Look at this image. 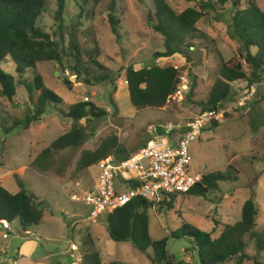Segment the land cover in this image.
I'll return each instance as SVG.
<instances>
[{"label":"rangeland","instance_id":"1","mask_svg":"<svg viewBox=\"0 0 264 264\" xmlns=\"http://www.w3.org/2000/svg\"><path fill=\"white\" fill-rule=\"evenodd\" d=\"M166 1L176 11L187 5H194L193 1L188 0ZM255 2L264 11V0ZM225 5L226 10L206 11L195 21V26L207 36L192 38L194 47L186 50L187 58L176 59L153 56L154 51L162 49V38L147 24L146 13L151 10L149 0H116L113 13L118 24L115 32L109 27L105 2L100 3L93 15H90L85 8L81 9L72 0H66L62 12L64 25L60 28L61 44L65 49L68 32H73L81 59L94 68L95 72H104L105 68L109 74L105 80L91 79L90 83L89 77H84L82 73L75 75L69 66V56L62 61V68L56 61L47 60L36 63L35 69L26 68L21 74H16L10 63L0 61V67L14 75L15 83V92L10 101L0 93V186L14 193L21 182L24 188L32 191L41 201L44 215L56 217L55 220L60 225V229L51 228L50 222L44 217L46 219L42 223L38 222L37 227L29 225L24 231H17V223L12 220L5 238L1 236L4 229L0 227V264L5 256L10 259L15 256L19 236L14 235L18 232L31 239L36 237L39 252L62 248L66 250L61 254L64 264H79L75 258L77 255L81 256L78 242L84 231L90 232L94 245L105 260H115V264H152L149 257L128 240L113 241L107 236L102 223L103 213L95 221L88 220L87 206L81 201L69 200L66 195L70 191H78L74 186L75 181H79L81 188L94 184L97 166L91 164L87 168L77 169L76 161L82 150L94 148L107 135L115 133L124 150L130 151L137 146L139 140L144 141L154 135L148 129L149 125L158 134L167 125L172 131L175 128L179 133L184 130V122L200 110L199 102L206 100L208 85L216 74L219 55L223 59L234 56L235 42L226 34L231 10L228 4ZM54 11V0H45L43 10L36 19V23L51 35H56L57 30ZM94 47L97 49L95 58L103 68L86 61L93 54ZM153 61L179 67V73L187 80V88L179 96H170L165 106L163 105L164 109L146 107L136 110L133 117H128L127 107H132L127 96L126 102L121 96L114 98L115 89L112 90L111 85L121 81L126 65L136 67ZM35 71L41 76L43 84L61 97L62 102L56 107L45 105L39 118L28 121L24 127V118L31 113L29 106L36 94L35 90L30 89L28 95L27 90ZM64 77L70 81V88L62 81ZM85 78L89 81H85ZM237 89L239 92L244 90L241 86ZM238 91L234 90L232 95ZM262 93L264 92L257 87L251 100L229 111L231 115L217 121V124L203 126L199 136L189 142L187 171L200 174L220 171L227 172L230 177L216 180L214 188L201 193L189 189L186 192L167 194L165 199L170 201V206L161 203L158 211L148 207L146 213L150 237L167 235L170 230L179 226L181 220L201 230L212 227V218L233 222L239 218L240 205L247 197L253 199L257 208L253 230H261L264 225ZM109 94L113 98L115 109L107 101ZM83 95L87 100L103 107L107 114L87 123V137L81 144L59 149L52 154L47 166L38 167L33 162L35 154L69 126L70 119L61 114V110L64 112L67 103L80 100ZM79 122L83 123V119H79ZM232 174L235 175L234 178ZM157 206L158 203L155 207ZM63 211L74 216H64ZM217 231L216 227L212 235ZM42 232L58 235L59 240H45L37 235ZM69 241L77 244L76 251L68 249ZM189 244V240L183 236L167 237L166 251L173 261L171 264H199L196 251L187 249ZM146 251L149 253L150 248ZM243 251L253 254L251 240L246 238ZM223 264L235 263L229 261ZM240 264H251V260L243 258Z\"/></svg>","mask_w":264,"mask_h":264},{"label":"trees","instance_id":"2","mask_svg":"<svg viewBox=\"0 0 264 264\" xmlns=\"http://www.w3.org/2000/svg\"><path fill=\"white\" fill-rule=\"evenodd\" d=\"M72 1L79 8H85L84 10H87L90 15H93L100 3L105 2L109 27L112 32H115L118 24L113 13L116 0ZM188 1H193L194 5H187L176 11L166 0H149L151 10L146 13V21L162 38V49L153 52L154 58L185 59L187 58L186 50L194 47L191 39L207 36L195 26V21L206 11L226 10L224 5L228 4L231 13L226 34L235 42L234 56L223 59L219 55L216 74L208 85L206 100L199 102L200 110L214 107L229 97L234 98L236 94L232 95L234 90L231 87L233 81H243L244 89L254 82L264 81V11L258 7L255 0ZM54 2L57 30L56 35H51L36 23L45 0H0V61H12L14 72L21 74L26 68L35 69L36 63L47 60L56 61L62 68V61L69 56L71 58L69 66L75 75L82 73L84 77H89L90 83L91 79L105 80L109 74L95 58L96 47L93 48V54L89 53L91 56L86 61L103 68L104 72H95L94 68L81 59L79 45L73 32H68L67 47L64 49L62 46L60 28L64 25L62 12L66 0H54ZM179 74V67L170 63L159 64L153 61L136 67L131 64L126 65L122 76L132 108L138 110L146 107H162L175 91ZM110 80L111 78L108 81ZM62 81L68 88L71 87L67 78L64 77ZM115 87L116 85L112 83V90ZM30 89L35 90L36 94L29 106L31 113L26 114L24 118V127L27 126L28 121L39 118L45 105L56 107L62 102L59 95L43 84L41 76L36 71L33 73L31 84L27 86L28 95ZM14 92V75L0 67V93L10 101ZM107 101L112 109H115V103L110 94L107 96ZM61 114L69 117V126L35 154L33 162L40 168L47 166L52 154L59 149L81 144L87 137V123L106 115L107 111L92 100L80 99L67 103L66 110L64 112L61 110ZM230 115L229 111L225 112L223 119ZM81 118L83 123L79 122ZM209 124L215 125L217 122L212 121ZM145 141L139 142L134 149L128 151L124 150L115 133L109 134L94 148L81 151L76 161V168H87L107 154H111L118 160ZM234 171L236 174L235 169ZM234 174H232L233 178ZM228 176L227 172L220 171L204 173L201 174L200 180L193 183L189 189H195L201 193L214 188L216 180ZM20 183L18 190L14 193L0 186V220L9 222L16 219L20 228L25 229L26 226L38 223L43 209L37 196ZM161 203L170 206V201L163 198L157 208L154 206L153 209L158 211ZM148 207H151V202L142 198H133L103 213L102 223L107 236L113 241L128 240L134 247L144 252L152 264L173 262L166 251L168 236L186 237L190 242L187 249L196 251L199 264H223L229 261L240 264L243 258H249L251 264H264V225L258 232L253 230L257 208L251 197L242 201L239 218L233 222H222L212 218V227L209 230H201L181 220L178 227L159 238H152L148 233L146 213ZM216 227L218 231L212 235ZM246 238L253 244L254 252L251 255L243 251ZM78 243L81 252L79 264L116 263L115 260L101 259L99 249L94 245L87 231L82 233ZM147 248H150L149 253L146 251Z\"/></svg>","mask_w":264,"mask_h":264},{"label":"built area","instance_id":"3","mask_svg":"<svg viewBox=\"0 0 264 264\" xmlns=\"http://www.w3.org/2000/svg\"><path fill=\"white\" fill-rule=\"evenodd\" d=\"M257 83L250 84L230 100L193 114L184 122V130L175 140L167 138L171 131L168 125L162 127L159 134L149 125L148 129L154 135L123 158L116 160L111 154H107L97 160L94 163L97 166L94 184L81 188L79 181H75L74 186L78 191H70L67 194L68 199L83 202L87 206L86 218L95 221L102 213L133 198L149 201L153 208L167 194L186 192L201 177L200 173L187 171L190 159L187 145L199 136L203 126L222 120L225 112L243 106L251 100L256 93ZM185 88L187 80L179 74V82L171 97L179 96ZM82 99L87 100V97L83 96ZM63 213L66 216L71 214L66 211ZM0 227L4 229L1 236L6 237L9 223L1 219ZM69 249L76 251L77 246L69 243ZM75 259L78 262L80 256L77 255Z\"/></svg>","mask_w":264,"mask_h":264},{"label":"crops","instance_id":"4","mask_svg":"<svg viewBox=\"0 0 264 264\" xmlns=\"http://www.w3.org/2000/svg\"><path fill=\"white\" fill-rule=\"evenodd\" d=\"M5 62L7 64L10 63V65H13L12 61H5ZM158 63L160 64V62H158ZM240 86L241 87L244 86V82L243 81H239L238 80V81L231 82L232 90H237L238 91L237 88H239ZM257 87H259L261 89V92L262 91L264 92V81H259L257 83ZM237 94H239V91L237 92ZM262 94H264V93H262ZM117 96H121V98L123 100H125V96H127L126 85H125L123 77L121 78V81H116V87H115V90H114V98L117 97ZM127 98H128V96H127ZM125 102H126V100H125ZM164 106L160 107V109H164L165 108ZM127 108H128L127 109L128 110V115L127 116L128 117H133L136 110H134L133 108H130V107H127ZM178 134H179L178 129L175 128V130H173V131L171 130L170 131V133L167 135V138L169 140H171V141L175 140V138H176V136ZM141 141L143 142V140H139L137 142V144L139 142H141ZM116 188H118V185L116 186ZM119 188H121L120 185H119ZM155 211H157V210H155ZM44 217H46L47 220L50 222V227L51 228L53 227L54 229H56V228L59 227V229H60V225H58L57 222H56L57 220H55L56 217H53L51 214L45 216L44 213H43V210H42V216H41V218H40V220L38 222L42 223L44 221L43 219H46ZM13 220H15L16 223H17V227L19 229L17 231H24V229L20 228L18 221L16 219H13ZM11 221H9V222H11ZM67 221H69V220L67 219ZM37 224L38 223H36V224H34L32 226L33 227H37L38 226ZM8 229H7V231H8ZM7 235H8V232H7ZM37 235L38 236H42V238L45 239V240L47 238H50L52 240H59L58 235H52V234H49L47 232L37 233ZM14 236L15 237L19 236L17 238V241H16L17 245L15 246V256L12 259H10L9 257L5 256L4 258H2L3 259L2 262L3 261L4 262L3 263L1 262V264H64L63 263L64 262V257L61 256V254L66 252V250H64L62 248L61 249L53 248L51 251L43 250V251L39 252V250L37 248L38 239H36V237L34 239H31L28 236L20 234L19 232H18V234H15ZM91 237H92V235H91ZM69 243H73V242H71V241L68 242V249H69ZM73 244H75V243H73ZM75 245L77 246V244H75ZM101 259L105 260V259L102 258V256H101ZM78 262L80 263V260ZM71 264H74V263L71 262Z\"/></svg>","mask_w":264,"mask_h":264},{"label":"water","instance_id":"5","mask_svg":"<svg viewBox=\"0 0 264 264\" xmlns=\"http://www.w3.org/2000/svg\"><path fill=\"white\" fill-rule=\"evenodd\" d=\"M85 81H87V82H88V81H89V80H88V78H85Z\"/></svg>","mask_w":264,"mask_h":264}]
</instances>
